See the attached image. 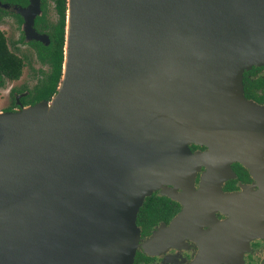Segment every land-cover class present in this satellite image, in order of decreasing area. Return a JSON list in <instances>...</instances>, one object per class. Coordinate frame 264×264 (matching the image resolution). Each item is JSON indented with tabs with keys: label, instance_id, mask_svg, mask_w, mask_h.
<instances>
[{
	"label": "water",
	"instance_id": "1",
	"mask_svg": "<svg viewBox=\"0 0 264 264\" xmlns=\"http://www.w3.org/2000/svg\"><path fill=\"white\" fill-rule=\"evenodd\" d=\"M70 1L49 119L0 117V264H130L143 199L190 184L191 139L237 145L264 64V0Z\"/></svg>",
	"mask_w": 264,
	"mask_h": 264
},
{
	"label": "flooded vegetation",
	"instance_id": "2",
	"mask_svg": "<svg viewBox=\"0 0 264 264\" xmlns=\"http://www.w3.org/2000/svg\"><path fill=\"white\" fill-rule=\"evenodd\" d=\"M29 3L0 0V114L49 104L63 75L67 0L60 61L52 0L25 17ZM240 89L237 145H187L190 184H162L147 196L130 264H264V64L242 71Z\"/></svg>",
	"mask_w": 264,
	"mask_h": 264
},
{
	"label": "bare ground",
	"instance_id": "3",
	"mask_svg": "<svg viewBox=\"0 0 264 264\" xmlns=\"http://www.w3.org/2000/svg\"><path fill=\"white\" fill-rule=\"evenodd\" d=\"M72 5H71V1L70 0H67V18H66V33H65V42H66V45L64 47V62H63V75H62V78H61V81L59 83V86H58V89H57V93L56 95L52 98L51 102L49 104L46 103L47 105V112H46V120L44 123H46V121L49 119L50 117V114L52 112V109L53 107L55 106V104L57 103L58 101V98L60 96V94L62 93L63 91V84L68 76V72H69V61H70V58H69V34H68V31H69V24L71 22V19H72ZM28 109V108H27ZM27 109H24L23 111H27ZM5 116L4 113L0 114V117H3ZM194 139H191L190 141H192Z\"/></svg>",
	"mask_w": 264,
	"mask_h": 264
},
{
	"label": "trees",
	"instance_id": "4",
	"mask_svg": "<svg viewBox=\"0 0 264 264\" xmlns=\"http://www.w3.org/2000/svg\"><path fill=\"white\" fill-rule=\"evenodd\" d=\"M53 2V5H54V8L56 10V13L58 15V25H57V42H58V53H57V57H58V61L61 60V47H62V43H63V19H64V12H65V0H52ZM149 197H146L143 199V203L142 205L144 204V202L146 200H148ZM140 211V210H139ZM138 212V210H137ZM136 212V213H137ZM136 216V215H135ZM134 224H135V221H134Z\"/></svg>",
	"mask_w": 264,
	"mask_h": 264
},
{
	"label": "rangeland",
	"instance_id": "5",
	"mask_svg": "<svg viewBox=\"0 0 264 264\" xmlns=\"http://www.w3.org/2000/svg\"><path fill=\"white\" fill-rule=\"evenodd\" d=\"M30 1V3H29V5H28V7H27V10H26V12H22L23 13V15L26 17V15H27V13H29L30 11L29 10H32V9H34L35 10V8H34V6H33V3L35 2V0H29ZM33 14V12H31L30 13V16ZM28 16H29V14H28ZM26 31H27V28H26ZM28 35V34H27ZM27 38H29L28 36H27ZM38 39H41V37H38ZM187 145L188 144H186V147H187ZM159 187V186H158Z\"/></svg>",
	"mask_w": 264,
	"mask_h": 264
}]
</instances>
